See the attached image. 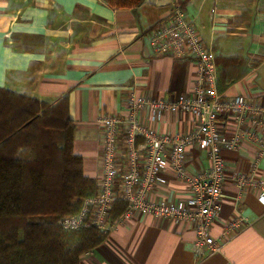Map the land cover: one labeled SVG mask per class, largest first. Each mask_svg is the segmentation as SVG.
Returning a JSON list of instances; mask_svg holds the SVG:
<instances>
[{"label": "crops", "instance_id": "0c3cea01", "mask_svg": "<svg viewBox=\"0 0 264 264\" xmlns=\"http://www.w3.org/2000/svg\"><path fill=\"white\" fill-rule=\"evenodd\" d=\"M174 3L215 57L242 62L245 73L222 92L264 102V0H143L117 8L108 0H0V88L47 102L66 97L73 152L82 159L84 176L95 182L101 172L100 117H123L133 94L173 101L191 93L195 62L156 55L148 39L168 23ZM139 118L158 136L186 134L195 127L186 112L163 111L157 118L145 108ZM217 128L225 139L234 135L223 120ZM257 152L246 140L221 151V212L210 234L221 237L224 226L239 216L247 222L228 237L221 253L199 259L190 250L195 240L190 224L135 215L79 264H264V196L254 187L239 188L234 179L243 173L264 180V157L254 165ZM183 163L188 173L205 170L207 151L187 147ZM160 177L152 198L177 202L186 197L187 183L169 164Z\"/></svg>", "mask_w": 264, "mask_h": 264}, {"label": "built area", "instance_id": "2783aa9c", "mask_svg": "<svg viewBox=\"0 0 264 264\" xmlns=\"http://www.w3.org/2000/svg\"><path fill=\"white\" fill-rule=\"evenodd\" d=\"M148 39L156 55L190 58L195 62L196 77L191 93L179 95L173 101L133 94L123 117H100L102 155L97 191L83 199L77 212L60 218L57 224L66 232L95 228L107 235L135 215L172 219L193 227L195 240L190 250L195 257L204 259L221 253L228 237L236 235L247 224L239 216L224 226L221 237L213 238L210 234L221 212L225 172L221 151L234 150L246 140L258 150L254 165L264 157V102L218 92L212 47L203 42L178 3L173 4L168 23L151 31ZM145 108L154 111L157 118L163 111L189 113L195 127L186 134L150 133L139 118ZM221 120L234 128L230 139L218 131ZM193 145L207 151L209 162L207 169L196 174L188 173L183 163L185 149ZM167 164L188 185L183 200L167 202L152 198ZM234 179L239 188L254 187L264 196L263 179L254 180L243 173L236 174ZM118 201L126 203V209L112 219L110 212Z\"/></svg>", "mask_w": 264, "mask_h": 264}, {"label": "trees", "instance_id": "16d2710c", "mask_svg": "<svg viewBox=\"0 0 264 264\" xmlns=\"http://www.w3.org/2000/svg\"><path fill=\"white\" fill-rule=\"evenodd\" d=\"M143 0H108L114 7H133ZM217 90L241 74L242 62L215 57ZM74 124L66 97L56 102L0 88V264H79L106 234L85 228L75 247L57 221L77 212L97 184L83 174L73 152ZM126 209L115 202L114 219Z\"/></svg>", "mask_w": 264, "mask_h": 264}, {"label": "rangeland", "instance_id": "374dc122", "mask_svg": "<svg viewBox=\"0 0 264 264\" xmlns=\"http://www.w3.org/2000/svg\"><path fill=\"white\" fill-rule=\"evenodd\" d=\"M96 182H97V180H96ZM157 220H159V219H157ZM65 234H66L65 241L72 248L75 247L77 245V243L80 241V239L82 238L80 236L81 233H79V232H77V233L76 232H69V233H65Z\"/></svg>", "mask_w": 264, "mask_h": 264}]
</instances>
